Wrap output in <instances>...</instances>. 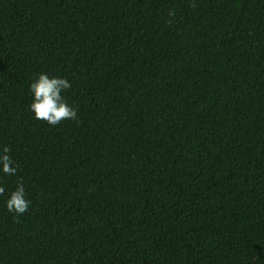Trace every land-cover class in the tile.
<instances>
[{
	"label": "trees",
	"instance_id": "16d2710c",
	"mask_svg": "<svg viewBox=\"0 0 264 264\" xmlns=\"http://www.w3.org/2000/svg\"><path fill=\"white\" fill-rule=\"evenodd\" d=\"M4 145L0 264H264V0H0Z\"/></svg>",
	"mask_w": 264,
	"mask_h": 264
},
{
	"label": "clouds",
	"instance_id": "9594fccd",
	"mask_svg": "<svg viewBox=\"0 0 264 264\" xmlns=\"http://www.w3.org/2000/svg\"><path fill=\"white\" fill-rule=\"evenodd\" d=\"M71 87L67 77L43 72L37 74L29 85V91L33 97L29 110L34 113L36 119L46 121L50 126H56L65 119L77 120L78 108L69 104L62 94ZM17 172L18 165L11 156V149L4 145L0 148V174L14 176ZM5 194V187L0 185V195ZM7 196V210L14 216H20L29 209L31 200L28 199L22 180L17 181L15 189L8 192Z\"/></svg>",
	"mask_w": 264,
	"mask_h": 264
}]
</instances>
